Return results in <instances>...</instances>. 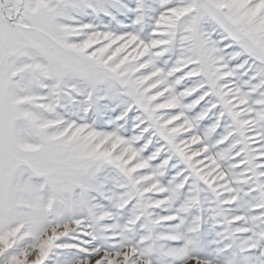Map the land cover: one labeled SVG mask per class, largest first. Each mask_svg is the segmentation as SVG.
Instances as JSON below:
<instances>
[{
	"label": "snow or ice",
	"instance_id": "6c2138e0",
	"mask_svg": "<svg viewBox=\"0 0 264 264\" xmlns=\"http://www.w3.org/2000/svg\"><path fill=\"white\" fill-rule=\"evenodd\" d=\"M0 264H264V0H0Z\"/></svg>",
	"mask_w": 264,
	"mask_h": 264
}]
</instances>
